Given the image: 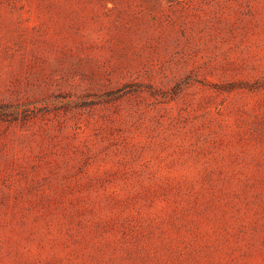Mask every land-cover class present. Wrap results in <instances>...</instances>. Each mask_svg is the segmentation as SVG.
Listing matches in <instances>:
<instances>
[{"label": "rangeland", "instance_id": "rangeland-1", "mask_svg": "<svg viewBox=\"0 0 264 264\" xmlns=\"http://www.w3.org/2000/svg\"><path fill=\"white\" fill-rule=\"evenodd\" d=\"M0 264H264V0H0Z\"/></svg>", "mask_w": 264, "mask_h": 264}]
</instances>
